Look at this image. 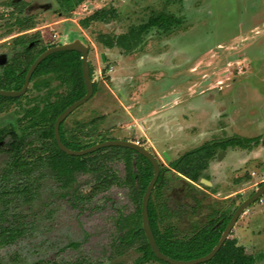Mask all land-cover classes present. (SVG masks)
<instances>
[{
    "label": "rangeland",
    "instance_id": "rangeland-1",
    "mask_svg": "<svg viewBox=\"0 0 264 264\" xmlns=\"http://www.w3.org/2000/svg\"><path fill=\"white\" fill-rule=\"evenodd\" d=\"M18 2L26 3L23 12L16 9ZM102 9L114 10L115 17L83 25ZM159 13L181 18L182 25L169 32L150 29L130 53L99 40L127 33ZM17 18H31L35 27L24 30ZM37 32L43 46L80 41L88 47L97 92L64 120L65 128L87 132L98 120L96 129L107 138L136 142L156 158L163 181L155 201L168 207L161 211L163 227L190 235L210 214L233 213L264 183V0H84L70 6L0 0V73L17 49L14 38ZM50 88L65 90L56 80ZM47 92L31 83L20 102L0 113V128L12 126L20 136L25 123L19 119L27 108L42 105ZM234 137L258 142L218 149L198 182L170 166L204 143ZM10 139L0 144V177L10 160L3 149ZM115 167L122 173L121 164ZM40 176L26 199L12 196L0 203V222L25 229L14 243L0 246V264H75L83 258L90 264H135L140 255L133 250L109 255L111 216L133 209L125 189L111 188L75 207L49 173ZM24 180L14 174L9 183ZM90 181L78 176L83 193ZM231 237L264 264V195L240 214Z\"/></svg>",
    "mask_w": 264,
    "mask_h": 264
},
{
    "label": "trees",
    "instance_id": "trees-1",
    "mask_svg": "<svg viewBox=\"0 0 264 264\" xmlns=\"http://www.w3.org/2000/svg\"><path fill=\"white\" fill-rule=\"evenodd\" d=\"M58 3L75 5L84 0H56ZM26 3L18 2L16 9L23 12ZM115 17L114 10H98L82 20L83 25L90 21H108ZM17 24L22 29H32L35 24L31 18H17ZM182 25V19L166 13H159L136 28L118 36L101 35L99 40L107 48H122L126 53L132 52L150 29L157 27L169 32L174 27ZM15 54L2 67L0 73V89L20 90L23 87L26 74L35 59L46 49L56 46H43L39 32L22 34L14 38ZM91 78L94 69L89 62ZM56 80L65 87L62 92L53 91L50 86ZM33 88L48 90L43 97L42 105L34 104L27 108L19 119L22 134L16 135L13 127L4 126L0 129V143L7 137L10 141L3 149L9 154L10 160L0 180V203L6 204L10 197L23 196L24 199L36 189L41 180L40 173H49L59 184L65 195L70 197L71 204L91 203L97 196L107 194L111 188H122L127 191L133 207L129 213L119 209L112 217L114 237L110 246V256H124L130 251L140 256L135 264H170L159 259L153 252L142 225V199L154 175L152 163L140 152L121 146L102 147L84 155H69L57 144L54 125L58 116L71 104L80 100L86 94L83 78L82 54L76 50L58 51L47 56L33 72L30 84ZM94 94L97 84L93 82ZM29 91L20 97L0 95V113L9 111L10 107L20 102ZM24 121V122H23ZM99 121L92 122L87 132L67 130L64 121L60 124L59 134L62 143L69 149L79 151L107 140L102 132L97 131ZM34 135V136H33ZM89 138V139H88ZM89 140V141H87ZM40 142V147L34 143ZM258 138H229L220 142H209L192 149L171 162L170 166L185 178L198 182L208 169L209 162L215 158L218 149L226 150L231 146H249L257 144ZM122 165V173L115 167ZM163 170L160 167L158 179L154 185L148 203V218L155 241L160 251L175 260L188 261L209 254L218 244L233 213L210 214L207 221L192 234L180 237L173 226H162V210H168L166 204H156L163 181ZM25 178L23 183H9L12 175ZM80 175L90 176L89 191L83 193L77 185ZM261 183L259 186H261ZM3 214H0V219ZM21 225L0 222V246L14 243L24 235ZM231 235V233H230ZM259 258L249 253L246 246L239 245L236 238L228 237L215 255L201 264H257ZM75 264H90L80 259Z\"/></svg>",
    "mask_w": 264,
    "mask_h": 264
},
{
    "label": "water",
    "instance_id": "water-1",
    "mask_svg": "<svg viewBox=\"0 0 264 264\" xmlns=\"http://www.w3.org/2000/svg\"><path fill=\"white\" fill-rule=\"evenodd\" d=\"M65 50H76L82 54V68H83V78H84V82H85V86H86V94L80 100H77L76 102H74L73 104L68 106L56 119V122L54 125V133H55V138H56V141H57L59 148L69 155H84V154L95 151V150L102 148V147L121 146V147L134 149V150L140 152L141 154H143L152 163V165L154 167V175H153V177H152V179H151V181H150V183H149V185L145 191L143 199H142V225H143L145 235L148 239V242H149L153 252L155 253V255L159 259L164 260L170 264H201L203 262L210 260L215 255V253L218 251V249L221 247L223 242L228 238V235H229L230 231L232 230V228L234 227V224L236 223L240 214L246 208H248L250 205L255 203L259 198H261L264 195V183L261 186H259L257 188V190L250 197H248L246 200H244L238 206V208L235 210L234 214L232 215L226 229L222 233V236H221L218 244L213 248V250L209 254H207L206 256H203V257H200L197 259H193V260H188V261L175 260V259H172L169 256H166L165 254H163L160 251V249H159V247L155 241V238L153 236V233H152V230L150 227L149 218H148V203H149L154 185L158 179L159 170L161 167L159 162L156 160V158L142 145H140L136 142H133V141H128V140H116V139L115 140H107V141L97 143V144H95L89 148L79 150V151H75V150H71V149L67 148L61 141L60 134H59L60 124L75 109H77L79 106H81L82 104L87 102L94 94V88H93V82L94 81L91 78L89 61H88L89 49L85 44H83L80 41H74V42H70V43H64V44L56 45V46H53L51 48L46 49L35 59L33 64L30 66V68L26 74L25 81H24L22 88L20 90H3V89H0V95L1 96H8V97H20L23 94H25L28 87H29L31 76H32L33 72L35 71V69L37 68V66L50 54L58 52V51H65ZM202 180L204 182L207 181L205 179H202ZM209 184H210V182H209Z\"/></svg>",
    "mask_w": 264,
    "mask_h": 264
},
{
    "label": "flooded vegetation",
    "instance_id": "flooded-vegetation-1",
    "mask_svg": "<svg viewBox=\"0 0 264 264\" xmlns=\"http://www.w3.org/2000/svg\"><path fill=\"white\" fill-rule=\"evenodd\" d=\"M13 54H15V51H14V53ZM8 61V60H7ZM7 61L5 62V64L7 63ZM4 64V65H5ZM29 86H30V84H29ZM4 90V89H3ZM1 129V128H0ZM4 142V141H3ZM1 144V143H0ZM235 212V211H234ZM234 212H233V214H234ZM230 233H231V231H230ZM230 233H229V235H228V237H231V235H230ZM239 245H241V244H239Z\"/></svg>",
    "mask_w": 264,
    "mask_h": 264
},
{
    "label": "bare ground",
    "instance_id": "bare-ground-1",
    "mask_svg": "<svg viewBox=\"0 0 264 264\" xmlns=\"http://www.w3.org/2000/svg\"><path fill=\"white\" fill-rule=\"evenodd\" d=\"M205 182L209 184V181H205Z\"/></svg>",
    "mask_w": 264,
    "mask_h": 264
}]
</instances>
